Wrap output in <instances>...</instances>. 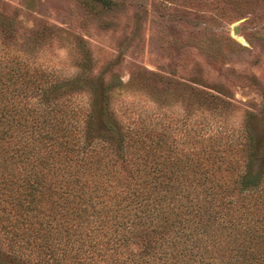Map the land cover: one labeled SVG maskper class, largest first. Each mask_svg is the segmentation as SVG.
Returning a JSON list of instances; mask_svg holds the SVG:
<instances>
[{
  "label": "trees",
  "instance_id": "1",
  "mask_svg": "<svg viewBox=\"0 0 264 264\" xmlns=\"http://www.w3.org/2000/svg\"><path fill=\"white\" fill-rule=\"evenodd\" d=\"M41 35L0 17V264H264L258 113L206 127L191 114L225 106L188 93L179 142L118 123V83L45 73Z\"/></svg>",
  "mask_w": 264,
  "mask_h": 264
},
{
  "label": "rangeland",
  "instance_id": "2",
  "mask_svg": "<svg viewBox=\"0 0 264 264\" xmlns=\"http://www.w3.org/2000/svg\"><path fill=\"white\" fill-rule=\"evenodd\" d=\"M0 17L21 37L42 31L35 60L45 73L118 83V123L164 121L179 142L188 93L226 108L194 111L192 122L238 127L250 112L264 121V0H0Z\"/></svg>",
  "mask_w": 264,
  "mask_h": 264
}]
</instances>
